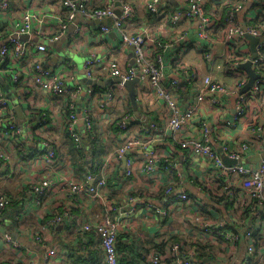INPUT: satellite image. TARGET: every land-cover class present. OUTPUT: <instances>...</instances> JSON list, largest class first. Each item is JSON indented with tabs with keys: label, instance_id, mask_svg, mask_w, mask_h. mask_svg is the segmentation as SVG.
Masks as SVG:
<instances>
[{
	"label": "built area",
	"instance_id": "2783aa9c",
	"mask_svg": "<svg viewBox=\"0 0 264 264\" xmlns=\"http://www.w3.org/2000/svg\"><path fill=\"white\" fill-rule=\"evenodd\" d=\"M13 1H17L23 10L10 25L0 46V173L20 175L22 183L16 192L22 199L21 208L11 223H19L25 215L33 213L39 220L38 225L25 235L43 251L33 254L11 233L0 232L4 251L15 252L0 264H77L72 251L59 243L52 244L55 228L65 225L68 230L59 233V240H75L79 235L87 236V243L94 240L100 257L92 264H120L117 244L121 226L135 213L137 202L153 213L156 222L158 217L172 222L176 213L171 207L179 204L177 211L188 213L185 219L191 231L184 233L185 237L180 234L184 239L182 242L170 243L169 235L164 251H156L146 244V248L137 253L141 259L139 264H208L197 259L200 248L207 250V245L219 246L218 254L221 255L216 259L228 264L236 261L239 241L245 244V256L237 264H250L259 248L264 249L258 244L264 237V227L250 226L244 233H239L229 226L228 215L234 217L232 212L241 218L248 213L264 219V123H261L264 121V24L241 25L237 21V15L245 6L260 0L228 1L232 5L224 18L207 14L205 0H181L180 9L174 12H169L162 0H146L144 11L157 20L168 19L174 25L197 21L196 37L202 46L196 45V49L207 66L231 77L227 84L209 76L200 80L195 74L187 73L185 83L192 88L194 98L185 106L176 96L179 81H167L164 77L166 66L163 51L159 50L165 47L154 43L150 49L143 33L127 31V23L140 12L134 0H106L103 6H97L94 0ZM42 1L56 3L62 17L36 10ZM11 3L12 0H0L1 18L8 15L12 20ZM117 4L119 15L115 13ZM77 18L109 21L110 25L99 23L98 30L105 35L113 32L124 47L132 49L133 59L129 63L120 64L95 55L82 61L81 68L87 80L103 82L108 78L117 79L119 83L97 90L76 81L77 67L71 59L48 65L45 42L58 41ZM47 20L57 27L52 33L41 28ZM79 30L80 26H77L70 38L73 39ZM246 35L262 39L255 46L254 59L247 47ZM22 37L27 38L21 41ZM37 39L42 42L35 41ZM221 40L225 51L218 55L215 46ZM180 51L179 55H182L187 49L184 47ZM246 62L251 63L257 78L251 88L242 93L248 76L240 65ZM179 65L178 60L168 64L169 68ZM135 78L138 80L136 86L147 87L156 99L164 102L165 120L158 121L148 112L139 120L127 114L128 96L124 93V83ZM232 96L236 98L232 117L224 118L214 126L197 117L199 105L207 103L209 107L221 108L226 106L223 97ZM41 99L50 102L54 109L36 103ZM18 108L22 109L23 126L17 124ZM121 109L124 111L119 114ZM55 114L61 117L56 125L53 124ZM111 118L116 121L115 126L104 132L106 124H112ZM134 128L137 133L133 132ZM239 128L248 131L246 139L237 142L230 135L222 139L219 136ZM103 133L113 141L109 148L100 139ZM168 137L182 151L181 166L173 155L159 152L157 145ZM65 140L71 141L79 150L84 149L86 143L89 153L96 152L99 146L104 150L97 163L77 176L71 172L70 158L65 155ZM7 149L13 151V156ZM249 157L258 160L255 164L248 163ZM194 161L204 167L201 175H194ZM137 170L148 179L149 187L158 178L166 176L167 181L161 188L168 185L167 188L161 195L153 190L152 195L146 197L145 193L137 197L134 190L122 198L112 197L114 190L121 189L115 183L117 178L129 180L137 175ZM183 171L201 184L192 188L199 197L192 198L183 189ZM30 173L31 178L28 177ZM17 194L0 191V229L5 220L4 212L20 200ZM209 201L223 209L227 205L225 219L213 212L201 211ZM76 209L78 216L74 213ZM193 209L195 211H191ZM176 234L179 235L174 230L171 236ZM261 254L257 264H264V253ZM82 260L79 264H84Z\"/></svg>",
	"mask_w": 264,
	"mask_h": 264
},
{
	"label": "crops",
	"instance_id": "0c3cea01",
	"mask_svg": "<svg viewBox=\"0 0 264 264\" xmlns=\"http://www.w3.org/2000/svg\"><path fill=\"white\" fill-rule=\"evenodd\" d=\"M97 6H103L105 4L106 0H94ZM235 2L234 0H205V10L207 14L210 15H216L219 18H224L226 10L223 8V5L226 3ZM146 0H134V5L136 9H139V13L135 16L134 20L132 22L127 23V31L130 33H143L145 37L148 39V48L152 49L153 44H159L164 49H160L159 51H163V61L165 63L164 68V77L167 81L171 80H178L179 81V87L176 90V96L179 98V102L182 106H185L188 102L192 101L193 91L190 86H187L186 82V75L188 74H195L198 79H203L204 77H212L214 80H218L223 83H230L226 82L223 77L220 75L221 72L218 69L210 68L206 65L204 62L202 55L200 52L196 49V45H201L202 42L198 40L196 37L197 33V21H184L180 22L177 25H174L168 21V19H165L164 21H160L159 19H155L153 16L148 14L146 11H144L143 6L145 5ZM229 2V3H230ZM162 5L168 9L169 12H174L178 9H180L181 0H162ZM119 4L115 6L116 10L119 9ZM12 8V20L9 18L8 15L4 17H0V44L2 43V40L4 39V36L6 35V30L9 29L10 25L14 20H17L20 15L22 14V6L17 2L13 1L11 3ZM36 10L43 12V13H53V16H61L62 17V11L61 9L56 6V3L52 1H42L39 3L38 6L35 7ZM262 14H259L257 12V9H254L250 7V5H247L244 7L242 12H240L237 15V21L243 25V24H252L254 19H261L264 17V9ZM49 20V19H48ZM47 20V21H48ZM54 22V19H51ZM99 24L98 21H92V20H85L82 18H77L73 23H70L67 31L65 34L58 40L54 42H50V44L46 45L47 47V54L48 59V65L53 66L60 62L62 59H71L76 67H77V77L76 81L85 84L87 81L86 78H84V73L79 66V64H82V61L89 57L90 55H95L97 57H104L105 59H111L119 62L120 64H123V62H132L133 59V51L129 47H124L119 40V36L114 34L113 32L105 35L101 31L98 30L97 25ZM77 26H80V32L75 34L73 39H71V34H73V31L77 28ZM44 31L47 33H52L57 29L55 27V23H51L48 21L46 24L44 23L41 27ZM37 42H42L41 40H35ZM197 41V42H196ZM4 42V41H3ZM248 42V49H250V42ZM217 43V44H216ZM215 44L216 53L220 55L225 51V45L224 42L217 41ZM186 48L187 51L182 53V55H179L181 52L180 50L182 48ZM171 60H178L179 66H173L169 68L168 64L171 62ZM79 62V64H78ZM105 80H109L108 78ZM83 81V82H81ZM98 82V81H97ZM92 86V85H91ZM93 88H99L97 86H92ZM140 87V89H139ZM102 88V87H100ZM136 88V105L133 107L128 99V102L126 103V106L131 108V111L127 110V114L131 116L133 119H140L142 118L144 113H150L156 120H165V105L164 102L156 99V97L148 90L143 89L141 85L135 86ZM141 88L143 90H141ZM121 93L123 92L120 91ZM124 93L127 95V91L124 88ZM128 98V97H127ZM80 99V98H79ZM79 99L77 103L79 104ZM223 100L226 101V106L223 105L221 108L212 107L205 103L203 105H199V110L197 117L200 119H203L205 121H208L214 126L216 123H218L220 120L224 118H230L235 113V97H223ZM82 101V98L80 102ZM36 103L39 105H42V107H48L51 109H54L52 104L48 102L46 99H41L40 101L37 100ZM254 106V105H253ZM18 108L19 110V118L18 121H23V117L20 115L22 114V109ZM128 109V108H127ZM94 110V109H93ZM124 111V110H123ZM122 111V112H123ZM126 111V108H125ZM113 118V115H111ZM202 117V118H201ZM111 118V119H112ZM55 121H53V124H59L61 121V117L58 114H55L54 116ZM23 123V122H22ZM261 123L263 124L264 121L262 120ZM112 124H106L104 127V132H108L112 128ZM219 131V130H218ZM264 131V129H263ZM134 133H137L136 128L133 129ZM247 132V133H246ZM248 131L242 130V128H239L237 131L232 132H226V133H220V138H226L227 136H232L233 140L240 141L241 139L244 140L247 138ZM102 136L100 139L103 141L106 148H109L112 146L113 141L111 140L110 136H108L106 133L101 134ZM171 138H167L165 142L160 143L158 146L159 152L167 153L173 155V157H176L178 160L179 166H181V160H182V151H180L178 148H176L173 143H171ZM65 155L66 148L69 146L70 141L65 140ZM84 153L87 159V166L91 164V161H94L92 159V155L95 154V151L92 153H89L88 147L86 143H84ZM102 147V148H101ZM102 149L104 150L103 146H99L97 150ZM10 151V155L13 156V151L10 149H7ZM96 150V151H97ZM217 151L220 152V148L217 147ZM16 156V155H15ZM69 158L70 155H67ZM101 156V155H100ZM99 156V157H100ZM99 157L95 160V163H97ZM72 159V157L70 158ZM258 160L257 157H249L246 159L248 163L255 164ZM71 162V161H70ZM94 163V164H95ZM87 166H84L86 168ZM136 167L139 168L138 164H136ZM192 167L194 169L193 173L194 175H201V170L204 168L199 165V163L194 161L192 163ZM9 172L0 173L5 174L0 175V191L8 190V191H14V188L16 187V190L19 187V184L21 182L20 175H8ZM121 174V172H119ZM33 175L30 173L28 175L29 178H31ZM167 181L166 176H162L161 178H158L153 184L152 187H149L148 179L146 177L139 174V170H137V175L129 180H124L121 177H118L116 180V184H119L121 186V189L114 190L113 192H116L119 198H122L125 193H132V191L136 190L137 197L143 196L145 193V196L152 195L154 192H160L162 189V183ZM22 183V182H21ZM193 178L188 175L187 172L183 171V189L189 192V190H192L193 188ZM22 185V184H21ZM152 188V189H151ZM193 195L192 198L199 197L198 194L192 190ZM121 196V197H120ZM136 207L135 213L132 215V217L125 219L123 221L121 226V237L123 238L122 245L119 249L124 250L123 255H131L130 250H134L136 248L135 253L139 254L141 251H143L146 248V244L149 246L151 245V248H154L156 251H164V249L167 247L165 240L171 233L175 230L176 233L178 232L182 234L184 237V233L188 234L190 233V228L188 227V220L185 219L187 217L188 213L182 214L181 210L179 209V212L177 211V208H179V204L172 206V212L176 213V218L170 222L167 218L162 219L161 217L157 218V222L155 221V216L152 212H148L143 208V203L137 202L134 204ZM19 210L13 211V213L10 215V218H6L4 220V223L2 224V228L0 229V232H9L12 234L13 238L18 242L23 244L27 249L31 250L32 253L40 254L41 251H43L42 248L35 245L30 241L27 236L25 235V232L32 231L36 225H38V218L32 213L25 215L23 218H21L19 223H11L14 214H16ZM195 211V209L191 210ZM206 211H210L215 213L221 218H224L227 216V208L217 205L215 203H206ZM225 211V212H224ZM74 213L78 216L79 211L76 209ZM234 217H229V226L232 227L233 230L244 233L248 227L250 226H257L260 227L262 225L264 227V219H257L256 214H248L245 213L244 218H240L237 214H233L230 212ZM185 216V217H184ZM243 216V215H242ZM241 216V217H242ZM20 224V226H18ZM18 226L17 229H15ZM143 227V233H141V229ZM16 230V231H15ZM63 230V232L68 230L67 225L63 227H56L55 228V242L52 244H55L59 241V233ZM18 231V232H17ZM190 231V232H189ZM136 234H139L136 236ZM135 238V239H134ZM61 240V239H60ZM75 241L78 242L76 245L72 243L73 246H79L80 248L77 251L72 252V256L77 260V264H79L80 259H87L88 263H93L92 259H98L100 257V251L96 250V243L93 239H91L87 243V236L79 235L75 238ZM138 241V242H137ZM137 242V245H136ZM144 243V245H142ZM264 246V237L261 239L260 243ZM51 246V243L48 245ZM213 248H220L219 246H212ZM139 248V250H138ZM68 249V248H67ZM260 251L256 256L253 258L254 261L257 259H261L262 252L264 253V249L259 248ZM69 250V249H68ZM138 250V251H137ZM71 252V250H69ZM121 252V251H120ZM239 252V253H238ZM237 252V258L236 261L232 262L231 264H237V262H240V260L245 256V244L242 246V250L239 248ZM15 252L13 251H4L1 243H0V262L2 260H5L7 257H10L14 255ZM129 255V256H130ZM220 254L217 255V258L220 259ZM122 257L121 259H123ZM135 259L134 257H132ZM264 258V254H263ZM252 259V260H253ZM82 262V261H81ZM84 263V262H83ZM87 264V263H84ZM230 264V263H229ZM257 264V262H256Z\"/></svg>",
	"mask_w": 264,
	"mask_h": 264
},
{
	"label": "trees",
	"instance_id": "16d2710c",
	"mask_svg": "<svg viewBox=\"0 0 264 264\" xmlns=\"http://www.w3.org/2000/svg\"><path fill=\"white\" fill-rule=\"evenodd\" d=\"M230 5H232V3H226V4H224L223 5V8H225V10H226V12L230 9ZM250 7H252V8H254V9H257V10H263L264 9V0H260V2L259 3H257V4H252V5H250ZM226 14V13H225ZM223 18V17H222ZM254 25H258V24H264V17L263 18H261V19H254V21L252 22ZM6 32V35L4 36V39L2 40V43H3V41L5 40V38H6V36H7V33H8V31L6 30L5 31ZM2 43L0 44V46L2 45ZM94 89H97V90H103L102 88H96V87H94ZM127 102H128V100H127ZM128 108V109H127ZM127 110H129V111H131V108H129L128 106H126V111ZM102 148V147H101ZM102 152H103V150L102 149H100L99 148V150H97L96 152H95V154H93L92 155V159H94V161H91V164L90 165H93L94 163H95V160L102 154ZM66 153H67V155H70L71 157H72V159H70L69 160V162H70V167H71V172L74 174V175H77V176H80V175H82V173L85 171V169L87 168V167H89V166H87V162H86V160L85 159H87L86 158V156H85V153H84V149H77V148H75V146H74V144L70 141V144H69V146L66 148ZM70 157V158H71ZM84 166H87L86 168H84L83 170H82V168L84 167ZM193 184V187H197V185H201L200 183H197V181H194V183H192ZM202 185H204V184H202ZM204 188H206V186L204 185ZM163 190H164V188H162L161 190H160V192H159V194L161 195L162 194V192H163ZM192 190H194V189H192ZM192 190H189V192L188 193H190L189 195H190V197H193V193H192ZM6 192H8L9 193V195H13L11 192H9V191H6ZM17 196L18 197H20V200H18L17 202H15L14 204H13V206L11 207V208H9L7 211H5L4 212V214H5V217L8 219V218H10L9 217V214L11 215L12 213H13V211H16L17 209L19 210V208H21V206H20V204H21V201H22V199H21V196H20V194H17ZM195 196V195H194ZM112 197H115V198H117L118 197V195H117V193L116 192H114V193H112ZM211 201H209L208 203H210ZM212 203V202H211ZM227 205H225L224 207H226ZM227 208V207H226ZM201 211L203 212V213H206V208L204 209V208H201ZM244 216L245 215H243L242 217H241V219L242 218H244ZM243 220V219H242ZM231 227V226H230ZM232 228V227H231ZM55 232V231H54ZM55 234H56V232H55ZM69 238V237H68ZM184 239L181 237V236H178L177 234L176 235H173V236H171L170 235V240H169V242L170 243H173V242H182ZM60 242H57V243H59V244H61L62 246H64V247H66V248H68L69 250H71L72 252L75 250V251H77L80 247L77 245V246H73L72 245V243L73 244H77L78 242H76L75 240H71V239H66V240H59ZM122 241H123V238L121 237V235L119 234V240H118V244H117V250H118V252H119V254H120V264H136V263H140V261H141V259H140V256H138L136 253H135V251H136V249L134 250V248L133 249H131L130 250V253H131V255L129 256V255H123V252H120V251H124V250H121V249H119L120 248V246L122 245ZM185 243V242H184ZM185 244H187V243H185ZM243 244H244V242L243 241H239L238 242V250H239V248L242 250V246H243ZM188 246L190 247L191 245L190 244H188ZM204 248V247H203ZM210 248H212L211 246L208 248V249H210ZM202 248H200V250H201ZM204 254V253H203ZM255 256H256V254H255ZM254 255H253V258L255 257ZM122 257H124V259H121ZM132 257H134L135 259H133ZM252 258V259H253ZM197 259L199 260V261H205V262H208V263H210V264H217L216 262H218V261H215L213 258H212V256L211 255H202L201 253H200V255L197 257ZM93 260H95V259H92V261ZM84 263H87V264H89L88 263V260L87 259H84V260H82ZM234 262V261H233ZM219 263V262H218ZM90 264H92V263H90ZM250 264H256V261H254V259L253 260H250Z\"/></svg>",
	"mask_w": 264,
	"mask_h": 264
},
{
	"label": "water",
	"instance_id": "95a60500",
	"mask_svg": "<svg viewBox=\"0 0 264 264\" xmlns=\"http://www.w3.org/2000/svg\"><path fill=\"white\" fill-rule=\"evenodd\" d=\"M116 15H119V11L115 12ZM99 23H105L107 25H110L109 21H98ZM27 37H22L21 41H25ZM246 39L250 42V52H251V58L254 59L255 57V46L257 43L261 42L262 39H256L253 38L251 36L246 35ZM240 69H242L243 71H245L247 73L248 76V82L247 84L244 86V88L242 89V93L246 92L248 89L251 88V86L253 85V82L255 81V79L257 78V75H255V73L252 71L251 69V63L250 62H246L244 64L240 65ZM120 81L117 79H109L103 82H97V81H91V80H87L85 82L86 86H97V87H105L107 85H112V84H116L119 83ZM138 83V80L135 78L133 80L127 81L124 83V88L127 91V96L128 99L131 103V105L134 107L136 105V84Z\"/></svg>",
	"mask_w": 264,
	"mask_h": 264
},
{
	"label": "rangeland",
	"instance_id": "374dc122",
	"mask_svg": "<svg viewBox=\"0 0 264 264\" xmlns=\"http://www.w3.org/2000/svg\"><path fill=\"white\" fill-rule=\"evenodd\" d=\"M45 44L46 45H48V44H50V42H45ZM78 64H79V62H78ZM79 66H81V63L79 64ZM218 73H220V75L223 77V79L226 81V82H230V79H231V77H230V75H228L227 73H225V72H218ZM81 82H83V81H81ZM117 84V83H116ZM123 111V109H121L120 111H119V114L121 113ZM16 114H17V117L19 118V110H16ZM118 114V115H119ZM24 119H23V121H21V122H19L18 121V119H17V124H18V126H23V124H24ZM112 121V126L114 127L115 126V123H116V121L115 120H111ZM23 122V123H22ZM16 176V175H15ZM167 186L168 185H164V190L167 188ZM3 191V190H2ZM4 191H8V190H5L4 189ZM9 192H11L12 194H17V192H16V187L14 188V191L12 190V191H9ZM135 239V238H134ZM208 246V248L210 247V245H207ZM212 247V246H211ZM134 248V247H133ZM207 248V250H205V248H202L201 249V254L202 255H211L212 256V258L215 260V261H218L216 258H217V255H218V253H219V248H210V249H208ZM136 249V248H135ZM221 249V248H220ZM121 252H124V251H121ZM237 252H238V250H237ZM204 253V254H203ZM239 253V252H238ZM255 256V255H254ZM236 257H237V255H236ZM124 259V258H123ZM224 261H226V260H224ZM202 262H205V261H202ZM219 262V261H218ZM216 262L217 264H225V263H223V262ZM231 262H233V261H231ZM231 262H229V263H231ZM228 263V264H229ZM209 264V263H208Z\"/></svg>",
	"mask_w": 264,
	"mask_h": 264
}]
</instances>
